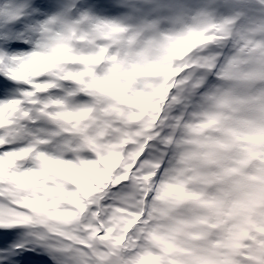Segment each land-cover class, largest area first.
Masks as SVG:
<instances>
[{"label": "snow or ice", "instance_id": "snow-or-ice-1", "mask_svg": "<svg viewBox=\"0 0 264 264\" xmlns=\"http://www.w3.org/2000/svg\"><path fill=\"white\" fill-rule=\"evenodd\" d=\"M238 5L149 39L91 9L59 26L39 19L48 0L0 6L11 38L40 34L29 52L0 47V95L9 79L30 89L0 101V264H47L38 249L71 252L74 264H264V18L248 15L264 13V0ZM228 41L222 62L192 55ZM213 70L218 85L201 92L197 73ZM65 81L75 85L65 98L42 95ZM76 94L88 102L73 107ZM38 119L57 131L33 134ZM60 133L75 140L61 150L71 158L41 149ZM20 227L35 239L21 240Z\"/></svg>", "mask_w": 264, "mask_h": 264}, {"label": "rangeland", "instance_id": "rangeland-1", "mask_svg": "<svg viewBox=\"0 0 264 264\" xmlns=\"http://www.w3.org/2000/svg\"><path fill=\"white\" fill-rule=\"evenodd\" d=\"M64 0H49V3L52 5L49 9H41V13H43L44 17L41 19L43 21L44 19H48L49 17H56L58 25L62 26L64 23H74L80 18L81 12L86 9H91L90 15L101 18V19H108L113 20L115 22L121 23L126 27H129L130 29L138 30L141 32V38L142 39H149L153 36H156L160 33L164 34H171L174 32H177L181 29H183L186 26H189L193 24V11L198 8H202L206 10H209L207 14L203 13V16H206L213 21L218 22L219 20L223 18L230 17L233 15V7L230 5H238V0H133L134 5L137 8V11L135 13V16H133L132 22L130 24H124L120 17L123 14L122 11H113L111 8L113 6L122 4V0H83V2L79 5L78 13L75 15V17H71L69 20L64 18L61 15L60 9L62 2ZM104 1V2H103ZM210 1L211 4H208ZM16 2V0H0V6H2L3 3H13ZM244 0H239V4H243ZM107 3V4H106ZM97 4H104V5H111V8L104 7V8H97L95 5ZM212 11L215 13L214 16H212ZM251 20L255 23L261 22V19L263 18L262 13L259 11H250L248 13ZM243 22V21H242ZM84 27H80V31L86 32L89 30V25L87 22H84ZM238 25L237 27L239 26ZM154 25V27H151ZM79 27V25H78ZM55 30H59V27H56ZM35 34V35H34ZM40 34L39 33H32L30 34V37L33 38L30 42V44L25 48H15V43H20V39H14L11 38L10 35L3 30H0V47H2L4 50L9 52L10 54L15 53H21V52H29L31 50L35 49L36 42L39 39ZM25 38H29L28 36H25ZM14 43V44H13ZM212 45H207L203 48L194 49L192 55H198L202 57H213L216 56L217 59L220 55L223 54V49L221 48L222 44H216L211 43ZM234 51L233 42L231 46L229 47V51L226 55H231ZM219 54V55H218ZM225 55V56H226ZM222 62V61H220ZM188 71V70H186ZM183 75V74H181ZM198 76L203 75L204 77V85L202 86L201 92L206 91L207 88L215 87L218 85V81L215 76L214 70L211 72L212 77L206 78L204 76L203 71L197 73ZM6 78V77H5ZM11 82H15L10 80ZM20 87V93L18 98H22V91L25 89L29 90V87L26 85H23L21 82H15ZM176 92L179 90V88H174ZM175 92V93H176ZM46 96L45 94H42ZM183 95H187V93H183ZM81 98V99H80ZM88 102V98L86 96L77 97V98H69L68 102L73 107H78L84 105L86 102ZM85 102V103H83ZM188 111H192L195 109V106L199 103V96H191L189 97L188 101ZM184 109L182 106H174L170 112V115L175 116L181 114ZM162 113V117H163ZM30 127L33 130V134H35L36 131L41 132L42 134H51L57 131V126L50 122L47 119H38L34 122L30 121L28 122ZM45 124V125H44ZM167 131V129H165ZM42 138L48 139V135H42ZM66 140L70 141V144L75 147V140L72 139L70 133H60L59 135H56V140L52 141V139L49 140V142L45 145H41V149L44 151H47L51 155H60L62 147L65 146ZM18 146H23L26 141L20 140L17 142ZM154 142H149L150 145H152ZM156 148H150L146 149V154L151 153L152 157H157L158 153L161 149V146L156 144ZM82 156H92L90 152L82 151ZM173 154L171 152H168L165 163L172 159ZM164 163V164H165ZM164 165H162L163 167ZM167 164H165L164 167H166ZM120 186H116V188L113 189V191H116L119 189ZM25 228V227H24ZM19 231V234H21L22 227L17 228ZM27 229V228H26ZM28 233L31 231L28 230ZM20 237V236H19ZM35 237L30 235V240H34ZM36 254V253H35ZM42 255L44 257H48L51 259V264H74L73 262V253L71 252H64L57 249H52L51 251L44 252ZM52 256V257H50Z\"/></svg>", "mask_w": 264, "mask_h": 264}]
</instances>
